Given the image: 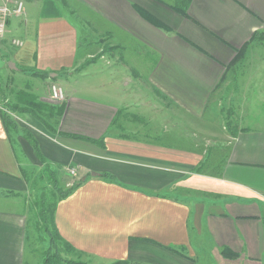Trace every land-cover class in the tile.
Segmentation results:
<instances>
[{
	"label": "crops",
	"instance_id": "0c3cea01",
	"mask_svg": "<svg viewBox=\"0 0 264 264\" xmlns=\"http://www.w3.org/2000/svg\"><path fill=\"white\" fill-rule=\"evenodd\" d=\"M25 2L0 38V74L39 79L46 93L33 94L42 101L55 83L65 105L54 132L29 113L6 129L0 115V264L27 263L25 195L43 160L67 185V168L77 169L79 185L57 201L54 222L64 241L100 264H264L261 103L242 94L238 129L223 137L213 174L198 170L201 153L150 133L177 115L211 131L203 118L216 89L237 51L264 33V0H189L186 14L176 0ZM60 3L83 14L90 38L80 39ZM99 34L116 54H100L110 70L96 76L103 69L82 66ZM158 111L162 118H152ZM198 134L185 138L197 146Z\"/></svg>",
	"mask_w": 264,
	"mask_h": 264
},
{
	"label": "rangeland",
	"instance_id": "374dc122",
	"mask_svg": "<svg viewBox=\"0 0 264 264\" xmlns=\"http://www.w3.org/2000/svg\"><path fill=\"white\" fill-rule=\"evenodd\" d=\"M23 1L26 3L25 0ZM60 5L62 7H68L66 9L68 18L72 21V23L77 25L80 32V39L83 38V36L88 33V31H86L88 26L84 19L81 18L83 14L80 13L79 10L74 12L75 15L68 13L70 12V3H60ZM85 37L90 38L89 36H84V39ZM89 40H91L90 45H88L90 46V56H88L87 61L82 67H87L92 63L90 67L91 71L103 69V71L98 73L96 76L107 75L110 68H106L105 63L102 61L98 62V60L100 58V54L102 53H106L108 55L113 53L115 55L116 51L114 50V46L111 45L112 43L109 39L100 34L97 36L92 35V38ZM85 49L86 48H84V50ZM232 64H234V67L232 66L229 68V73L220 82L210 102L211 105L208 107L209 111L203 118V121L205 119H211V122L207 125L211 131L208 132L204 129L202 131L197 129L196 126H198V124L201 125L200 121L189 117L184 118L180 115H177L178 119L171 116V122L169 124L163 121L161 123L157 122L155 130H150V133H153L156 136H162L163 138L164 135L166 138L171 136V142H181L180 146L183 147L180 148L182 149L201 153L200 155H202L203 160L198 170L202 173L213 174L216 172V169L220 164L221 157L225 153L226 149L224 146H221L223 144V137H225L226 134H231L232 131L238 129V101L242 98V94L247 93V97L249 99L254 97L258 104L261 103V108L264 110V100L258 98L259 95L264 97V87H262L264 86V33L253 37L252 40L240 50L239 57L234 60ZM91 73L94 72L92 71ZM38 80L39 79L34 78L32 75L27 73L25 74L22 71H13L11 79L8 76L0 74V107L13 118L15 123L22 117V112L19 110H17V112H11V110H5V107H7V105L14 106L16 102L15 96L19 88L30 93L45 95L46 85ZM257 86L261 87V89H255ZM162 116V112L158 111L156 114H153L152 118L157 117V119H160ZM169 119L170 116L168 117V120ZM18 122L20 121L18 120ZM195 129H197L198 132ZM199 132H203L204 134V139L202 141L196 140L197 143H201L200 145L195 146L192 141L185 138V136L187 138L193 137ZM57 168L59 167L56 166V169ZM56 169L54 168L53 170L55 174H59L58 177L56 175L58 185L63 189L68 188L76 182L77 178L75 175L72 176L64 174L67 179L70 177V185H67L68 182L63 181L65 177H62V171H57ZM29 174L30 189L25 195L24 204V208L27 213L26 264H42L41 261L44 258L45 251L48 249L49 240L45 231L37 226V212L39 210V206H41V196L43 194L49 195L51 193L52 186L49 181V174L44 170V168L43 170L37 169ZM66 257L89 264H100L96 260L89 258L84 254L79 256L68 254Z\"/></svg>",
	"mask_w": 264,
	"mask_h": 264
},
{
	"label": "trees",
	"instance_id": "16d2710c",
	"mask_svg": "<svg viewBox=\"0 0 264 264\" xmlns=\"http://www.w3.org/2000/svg\"><path fill=\"white\" fill-rule=\"evenodd\" d=\"M189 0H176V3L173 5V8L180 12L181 14H186V9L188 7ZM149 19L153 20L149 16ZM255 34L253 37L257 36ZM252 37V38H253ZM247 45V44H245ZM244 45V46H245ZM242 46L236 54L235 60L239 57L240 50L243 49ZM15 104L14 106L5 107V110H11V112H17L19 110L22 113H29L38 120L46 130L54 132L55 126L57 125L58 118L61 116L64 109V102H54L50 101H42L33 93H30L26 90H18L15 96ZM0 115L6 129H15L16 123L13 118L0 109ZM25 138L30 142L32 147L35 150V153H39V149L36 141L27 133H24ZM69 136V135H68ZM70 137H80L75 135H70ZM44 170L49 174V181L52 186L51 193L49 195L43 194L41 197V206H39V210L37 212L38 222L37 226L40 229L45 231L46 236L49 240L48 249L44 253V258L42 259V264H89L77 260H72L69 257H66L68 254L72 255H82V253L77 250L70 243L64 241L58 230L56 228L54 222V211L57 204V201L64 198L71 193V191L79 185V182L69 186L66 189H63L58 185L56 174L51 168L49 164H45L44 160ZM48 200V201H47ZM47 201V202H46ZM64 254V255H63ZM110 264H146V263H137L130 262L127 260H116Z\"/></svg>",
	"mask_w": 264,
	"mask_h": 264
},
{
	"label": "built area",
	"instance_id": "2783aa9c",
	"mask_svg": "<svg viewBox=\"0 0 264 264\" xmlns=\"http://www.w3.org/2000/svg\"><path fill=\"white\" fill-rule=\"evenodd\" d=\"M24 12V3L22 0L4 1L0 3V38H3L7 29V22L11 16H20ZM14 44L19 45L18 40L12 41ZM49 95L51 100L55 102H62L65 99V94L61 86L52 83L49 86ZM77 169L73 166L67 168L69 175H76Z\"/></svg>",
	"mask_w": 264,
	"mask_h": 264
},
{
	"label": "water",
	"instance_id": "95a60500",
	"mask_svg": "<svg viewBox=\"0 0 264 264\" xmlns=\"http://www.w3.org/2000/svg\"><path fill=\"white\" fill-rule=\"evenodd\" d=\"M8 66L10 67V68H12V69H15L16 67L14 66V63H12V62H9L8 63Z\"/></svg>",
	"mask_w": 264,
	"mask_h": 264
}]
</instances>
